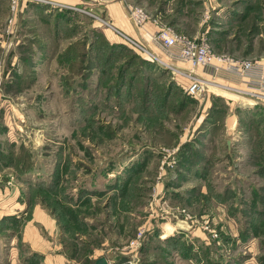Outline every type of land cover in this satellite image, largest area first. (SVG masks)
Returning a JSON list of instances; mask_svg holds the SVG:
<instances>
[{"label":"rangeland","instance_id":"rangeland-1","mask_svg":"<svg viewBox=\"0 0 264 264\" xmlns=\"http://www.w3.org/2000/svg\"><path fill=\"white\" fill-rule=\"evenodd\" d=\"M129 5L146 10L155 32L172 28L217 53L264 60V0ZM72 13L83 33L73 27L74 42L51 46L38 65L29 32L5 54L11 12L0 0V157L22 185L6 205L17 199L53 215L76 264H93L102 243V257L119 254L115 264H264V107L193 99L160 61H170L161 47L135 40L158 60L115 25ZM170 238L192 254L168 247Z\"/></svg>","mask_w":264,"mask_h":264},{"label":"crops","instance_id":"crops-1","mask_svg":"<svg viewBox=\"0 0 264 264\" xmlns=\"http://www.w3.org/2000/svg\"><path fill=\"white\" fill-rule=\"evenodd\" d=\"M81 1L45 0L44 3L24 4L18 18L20 38L16 41L14 38L13 47L5 54L8 55L9 52L16 50L22 33L29 32L26 37L31 36L32 45L40 52L41 58L37 64L45 65L48 48L50 49L52 46L54 50L58 51L59 45L61 47L64 45L63 48H66V44H72L71 35L73 34L71 31L73 27L77 28L75 29L76 33L73 30L74 35H77L78 31L80 34L83 33L84 23L78 21L80 15L68 14L69 11L66 12L64 9L53 6L52 3L77 6ZM133 1L114 0L105 7L95 8V10L100 18L113 23L124 35L134 40H140L141 43H150V41L152 42L151 36L155 32L154 28L158 29V27L149 24L143 30H139L132 24L128 17L127 6L129 2ZM28 19L32 21H28ZM97 21L94 22L98 23ZM42 57L43 62H41ZM33 69H36V64ZM2 166L3 162H0V264H76V260L71 259V256L68 255V246L64 244L65 230L53 215L43 208L37 210L27 207L25 209V206L21 205L20 200L17 201V199L11 206L6 205L9 204L8 200L10 201L8 196L19 195L18 192L22 185L15 184L16 180L19 181L21 178L12 167L6 165L2 168ZM13 177L15 182H11L9 185L7 182ZM103 245L105 243H102L99 248H95L89 258L92 260L101 258L102 253L99 251H103ZM108 257L110 264H115L120 258L116 252H112ZM179 261L185 260L181 258Z\"/></svg>","mask_w":264,"mask_h":264},{"label":"built area","instance_id":"built-area-1","mask_svg":"<svg viewBox=\"0 0 264 264\" xmlns=\"http://www.w3.org/2000/svg\"><path fill=\"white\" fill-rule=\"evenodd\" d=\"M114 0H82L77 6L52 3L53 6L73 11L82 15H88L107 25L112 31L115 29L113 24L105 21L97 15L95 8H102ZM10 12L5 29L6 40L3 39L2 45L6 51L10 50L14 45V38L20 31L19 16L23 10L24 4L32 2H42L45 0H9ZM128 17L132 24L139 30H143L145 26L152 21L146 10L135 5H128ZM159 26L158 21H153ZM125 40L133 45L148 52L150 56H154L160 60L155 52L147 51L140 46V43L134 39L120 33ZM152 42L161 47L170 61L164 62L160 60L167 70H170L175 81L182 87L183 91L197 100L210 99L213 95L225 97L232 100L231 96L241 102H247L249 106L264 107V60L238 59L227 53H217L211 47L205 38L189 37L181 34L172 28H163L151 36ZM179 62L182 67L174 66L170 62ZM178 217V216H177ZM181 224H177L180 228L185 229L188 220L182 219ZM168 225V224H167ZM164 236L166 238L171 232H167L166 225L163 227ZM175 232V227L172 230ZM172 232V233H173ZM139 238L132 242V245H139ZM136 246V247H137Z\"/></svg>","mask_w":264,"mask_h":264},{"label":"trees","instance_id":"trees-1","mask_svg":"<svg viewBox=\"0 0 264 264\" xmlns=\"http://www.w3.org/2000/svg\"><path fill=\"white\" fill-rule=\"evenodd\" d=\"M65 12V11H64ZM67 12V11H66ZM68 13V12H67ZM114 47V46H113ZM179 85V84H178ZM179 87L182 89V87L179 85ZM183 90V89H182ZM193 99H196L193 97ZM0 162L4 163V160L2 157H0ZM5 164V163H4ZM7 165V164H5ZM160 238V237H159ZM178 239V238H177ZM176 238H170L169 240H167L165 243L168 247L173 248V249H177V252L182 256V257H187L189 255H191L190 253H184L183 251H181V248L184 249L183 247H181V239H179L180 241H178ZM159 241H162L159 239ZM180 242V244H178ZM180 245V246H179ZM172 249V250H173ZM87 264H91L90 262H88Z\"/></svg>","mask_w":264,"mask_h":264},{"label":"water","instance_id":"water-1","mask_svg":"<svg viewBox=\"0 0 264 264\" xmlns=\"http://www.w3.org/2000/svg\"><path fill=\"white\" fill-rule=\"evenodd\" d=\"M93 264H110V263L107 258L101 257L97 259Z\"/></svg>","mask_w":264,"mask_h":264}]
</instances>
